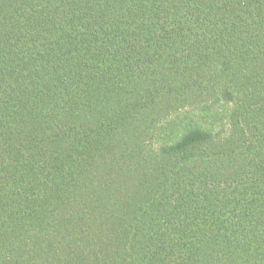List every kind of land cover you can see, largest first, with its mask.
I'll list each match as a JSON object with an SVG mask.
<instances>
[{
    "label": "trees",
    "instance_id": "trees-1",
    "mask_svg": "<svg viewBox=\"0 0 264 264\" xmlns=\"http://www.w3.org/2000/svg\"><path fill=\"white\" fill-rule=\"evenodd\" d=\"M0 264H264V0H0Z\"/></svg>",
    "mask_w": 264,
    "mask_h": 264
}]
</instances>
